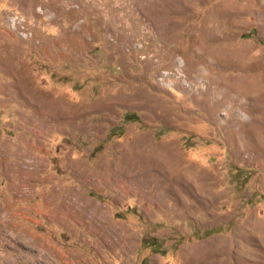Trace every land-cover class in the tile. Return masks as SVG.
I'll list each match as a JSON object with an SVG mask.
<instances>
[{
  "label": "rangeland",
  "instance_id": "rangeland-1",
  "mask_svg": "<svg viewBox=\"0 0 264 264\" xmlns=\"http://www.w3.org/2000/svg\"><path fill=\"white\" fill-rule=\"evenodd\" d=\"M261 88L264 0H0V264H264Z\"/></svg>",
  "mask_w": 264,
  "mask_h": 264
},
{
  "label": "trees",
  "instance_id": "trees-1",
  "mask_svg": "<svg viewBox=\"0 0 264 264\" xmlns=\"http://www.w3.org/2000/svg\"><path fill=\"white\" fill-rule=\"evenodd\" d=\"M140 246H148L149 248L156 249L159 247V241L154 238L147 239L146 237H143L140 239Z\"/></svg>",
  "mask_w": 264,
  "mask_h": 264
},
{
  "label": "bare ground",
  "instance_id": "bare-ground-1",
  "mask_svg": "<svg viewBox=\"0 0 264 264\" xmlns=\"http://www.w3.org/2000/svg\"><path fill=\"white\" fill-rule=\"evenodd\" d=\"M232 65V64H231ZM225 85V84H224ZM243 85V84H242ZM230 86V85H229ZM238 86V85H237ZM248 86V85H247ZM232 87V86H231ZM240 87V86H239ZM262 87V86H261ZM224 88V87H223ZM247 88V87H246ZM249 88V87H248ZM227 89V88H226ZM245 89V88H244ZM251 89V88H250ZM261 89H264V88H261ZM249 90V89H248ZM229 91V90H228ZM238 91V90H237ZM240 92V91H239ZM251 93V92H250ZM247 97H249L248 95H247Z\"/></svg>",
  "mask_w": 264,
  "mask_h": 264
}]
</instances>
